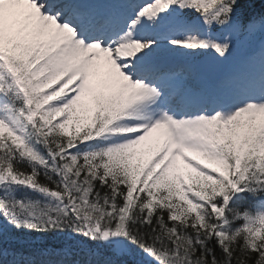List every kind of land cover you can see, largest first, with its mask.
Masks as SVG:
<instances>
[{
	"label": "snow or ice",
	"instance_id": "6c2138e0",
	"mask_svg": "<svg viewBox=\"0 0 264 264\" xmlns=\"http://www.w3.org/2000/svg\"><path fill=\"white\" fill-rule=\"evenodd\" d=\"M0 264H264V0H0Z\"/></svg>",
	"mask_w": 264,
	"mask_h": 264
}]
</instances>
